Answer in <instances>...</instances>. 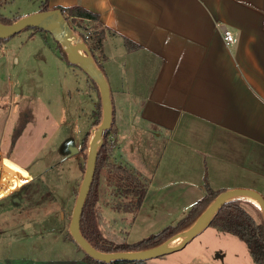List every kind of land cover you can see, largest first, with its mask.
Listing matches in <instances>:
<instances>
[{
    "label": "crops",
    "instance_id": "1",
    "mask_svg": "<svg viewBox=\"0 0 264 264\" xmlns=\"http://www.w3.org/2000/svg\"><path fill=\"white\" fill-rule=\"evenodd\" d=\"M48 3L49 9L79 5L98 15L85 21L102 37L95 55L111 62L114 81L101 67L111 88L112 128L128 119L133 129L139 117L143 138L135 136V143L158 149L150 176L159 181L150 182L148 192L178 201L188 190L170 186L202 192L207 178L216 190L251 188L264 195V0ZM128 39L138 47L129 49ZM130 128L121 134L131 137ZM0 149L6 155L1 142ZM119 150L118 162L133 168Z\"/></svg>",
    "mask_w": 264,
    "mask_h": 264
},
{
    "label": "rangeland",
    "instance_id": "2",
    "mask_svg": "<svg viewBox=\"0 0 264 264\" xmlns=\"http://www.w3.org/2000/svg\"><path fill=\"white\" fill-rule=\"evenodd\" d=\"M47 6L49 9V3ZM42 8L43 0H0V11L11 20ZM96 55L114 81L111 62ZM99 117L100 93L82 68L63 58L50 32L25 28L0 42V142L6 155L31 170L0 149L1 264H90L84 249L72 239L69 225L86 169L92 130L97 125L90 128ZM137 121L133 129L129 124L134 123L128 119L123 127L114 123L111 138L118 137L120 153L133 168L150 177V186V182L159 181L150 176L157 164L151 161L158 160V149L147 141L135 143V136L143 138L142 127L137 124L143 126L144 121L139 117ZM129 128L131 137L121 134ZM89 130L85 143L83 138ZM71 144L80 149L69 152ZM144 152H150V158H143ZM209 183L207 178L203 181L202 192L181 183L170 186L188 190L178 201L150 190L143 203L135 206L130 197L116 192L106 170H100L96 189L101 233L118 243H136L150 237L182 218L193 206L190 200L201 199ZM198 192L199 197L194 199ZM147 263L256 264L243 240L212 226L181 250Z\"/></svg>",
    "mask_w": 264,
    "mask_h": 264
},
{
    "label": "trees",
    "instance_id": "3",
    "mask_svg": "<svg viewBox=\"0 0 264 264\" xmlns=\"http://www.w3.org/2000/svg\"><path fill=\"white\" fill-rule=\"evenodd\" d=\"M47 3L48 0H43L42 10L48 9ZM58 8L62 9L75 33L79 34L82 39L87 42L96 58L95 50L101 46L100 42L102 37L99 35L98 31L89 28L85 20L97 19L98 15L79 5L68 8ZM14 20H16V18ZM14 20L8 19L0 11V21L11 23ZM70 20H72L78 27H81V29H84V31L78 30V28L74 27ZM31 28L34 29V32H41L42 34L49 32L38 27ZM5 40L6 39L0 38V42ZM127 45L129 49H135L138 47L136 43L129 39L127 40ZM58 46L63 58L68 61L67 54L60 42H58ZM96 62H98L97 58ZM99 66L101 67V65ZM90 80L92 82V87L99 91L95 81L91 78ZM100 121L101 118L99 117L95 120L93 125H98ZM89 134L90 131L86 133L83 142L86 143L88 141ZM111 134L112 131L110 128L104 135V143L99 149L94 180L86 199L81 218L82 233L97 249L112 252L143 250L160 245L177 233L191 226L216 196L222 192V190L213 189L208 185L205 195L197 200L191 209L175 224H168L156 234L146 237L136 243H118L107 240L103 237L98 225V194L96 187L99 171L105 169L108 174V180L114 185L116 192L119 193L120 196L130 197L132 199L130 203H135V206H140L143 203L149 189V180L146 177L142 176V174L129 165L118 162L117 153L120 147L116 138H111ZM84 149H86V146ZM135 206L132 209H134ZM127 210H130V208L127 207ZM210 226L216 228L219 232L230 233L243 240L250 250L253 261L256 264H264V216L261 209L256 204L243 198L230 200L221 207ZM85 260L90 264H148L147 261L130 260L105 262L96 260L88 254L85 255Z\"/></svg>",
    "mask_w": 264,
    "mask_h": 264
},
{
    "label": "water",
    "instance_id": "4",
    "mask_svg": "<svg viewBox=\"0 0 264 264\" xmlns=\"http://www.w3.org/2000/svg\"><path fill=\"white\" fill-rule=\"evenodd\" d=\"M31 27H38L49 31L54 38L62 44L67 54L68 61L82 68L87 75L95 81L100 92L102 118L100 123L92 130L93 135L89 143L86 169L69 225L70 235L76 243L84 249L86 254L96 260L111 262L115 260L147 261L176 252L184 248L205 228L210 226L212 220L225 203L237 198L245 199L244 196L255 198L259 202L257 206L261 209L264 216V195L261 192L251 188H231L220 192L191 226L160 245L143 250L112 252L97 249L82 233L81 218L86 199L94 180L99 149L104 143L106 131L109 130L113 124L114 117L111 88L103 69L96 62L89 45L79 34L75 33L62 9L54 8L40 10L22 16L11 23L0 21V38H10L17 32ZM73 150L78 151L79 149L74 144H71L70 152ZM179 237L183 238L182 242L177 246H172V243Z\"/></svg>",
    "mask_w": 264,
    "mask_h": 264
},
{
    "label": "bare ground",
    "instance_id": "5",
    "mask_svg": "<svg viewBox=\"0 0 264 264\" xmlns=\"http://www.w3.org/2000/svg\"><path fill=\"white\" fill-rule=\"evenodd\" d=\"M244 197H245L247 200H249V201L255 203L256 205H259V202H258L255 198H253V197H251V196H244ZM182 240H183V238H182V237H179L177 240H175V241L172 243V246H177V245H179V244L182 242Z\"/></svg>",
    "mask_w": 264,
    "mask_h": 264
},
{
    "label": "built area",
    "instance_id": "6",
    "mask_svg": "<svg viewBox=\"0 0 264 264\" xmlns=\"http://www.w3.org/2000/svg\"><path fill=\"white\" fill-rule=\"evenodd\" d=\"M225 37H226V40L228 42H232L233 41V36L228 30L225 31Z\"/></svg>",
    "mask_w": 264,
    "mask_h": 264
},
{
    "label": "flooded vegetation",
    "instance_id": "7",
    "mask_svg": "<svg viewBox=\"0 0 264 264\" xmlns=\"http://www.w3.org/2000/svg\"><path fill=\"white\" fill-rule=\"evenodd\" d=\"M69 141H70V140H69ZM69 146H70V145H69ZM67 149H68V150H69V152H70V148L68 147ZM79 149H80V148H79Z\"/></svg>",
    "mask_w": 264,
    "mask_h": 264
}]
</instances>
